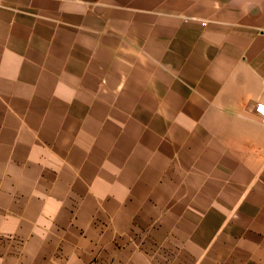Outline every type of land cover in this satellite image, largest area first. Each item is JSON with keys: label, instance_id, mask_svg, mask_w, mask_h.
<instances>
[{"label": "crops", "instance_id": "crops-1", "mask_svg": "<svg viewBox=\"0 0 264 264\" xmlns=\"http://www.w3.org/2000/svg\"><path fill=\"white\" fill-rule=\"evenodd\" d=\"M264 0H0V264H264Z\"/></svg>", "mask_w": 264, "mask_h": 264}, {"label": "built area", "instance_id": "built-area-1", "mask_svg": "<svg viewBox=\"0 0 264 264\" xmlns=\"http://www.w3.org/2000/svg\"><path fill=\"white\" fill-rule=\"evenodd\" d=\"M255 112L264 120V104H258L255 107Z\"/></svg>", "mask_w": 264, "mask_h": 264}]
</instances>
